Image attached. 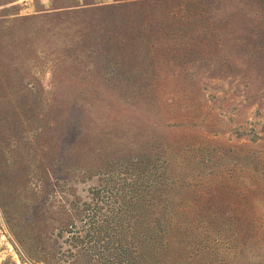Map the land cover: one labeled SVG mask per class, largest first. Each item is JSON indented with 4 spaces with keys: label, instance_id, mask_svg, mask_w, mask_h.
Returning a JSON list of instances; mask_svg holds the SVG:
<instances>
[{
    "label": "rangeland",
    "instance_id": "obj_1",
    "mask_svg": "<svg viewBox=\"0 0 264 264\" xmlns=\"http://www.w3.org/2000/svg\"><path fill=\"white\" fill-rule=\"evenodd\" d=\"M0 264H264V0H0Z\"/></svg>",
    "mask_w": 264,
    "mask_h": 264
}]
</instances>
